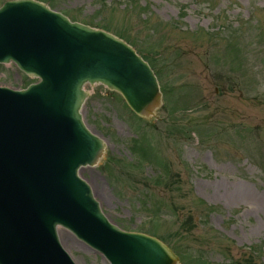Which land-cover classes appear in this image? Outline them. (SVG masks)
Returning <instances> with one entry per match:
<instances>
[{"label": "rangeland", "instance_id": "obj_1", "mask_svg": "<svg viewBox=\"0 0 264 264\" xmlns=\"http://www.w3.org/2000/svg\"><path fill=\"white\" fill-rule=\"evenodd\" d=\"M52 2L75 21L123 33L158 63L166 105L152 120L87 86L83 115L109 155L81 174L108 217L176 246L182 264H264V0ZM0 83L19 88L27 77L0 64ZM135 138L150 161L133 152ZM60 238L77 264H109L68 231Z\"/></svg>", "mask_w": 264, "mask_h": 264}, {"label": "water", "instance_id": "obj_2", "mask_svg": "<svg viewBox=\"0 0 264 264\" xmlns=\"http://www.w3.org/2000/svg\"><path fill=\"white\" fill-rule=\"evenodd\" d=\"M10 62L39 81L22 90L0 83V264H76L59 227L111 264H180L158 238L111 223L80 175L107 147L83 120L85 85L120 92L149 119L163 105L149 64L114 34L41 0L0 7V63Z\"/></svg>", "mask_w": 264, "mask_h": 264}, {"label": "trees", "instance_id": "obj_3", "mask_svg": "<svg viewBox=\"0 0 264 264\" xmlns=\"http://www.w3.org/2000/svg\"><path fill=\"white\" fill-rule=\"evenodd\" d=\"M49 3H50V5L53 7L54 6V4H53V2H52V0H49ZM131 6V5H130ZM119 34H121V36L122 37H124V38H126V39H128V37H126L123 33H119ZM128 41L129 42H131L134 46H141L140 44H137V43H135V42H132V40L131 39H128ZM139 50V52H142V51H144V50H140V49H138ZM152 62V61H151ZM153 65H154V63H152ZM142 151V154L144 153L145 155H146V153L144 152V150H142V148L140 147V146H138V145H136L135 147H134V151ZM207 208H209V207H207ZM172 248L181 256V258H182V260H185V258H184V254H182V252H180L179 250H178V248H176V246H172ZM244 262H242L241 263V261L240 260H234V261H231V262H233V264H253L252 262V260H251V258H249V259H247V260H243ZM186 263V262H185Z\"/></svg>", "mask_w": 264, "mask_h": 264}]
</instances>
